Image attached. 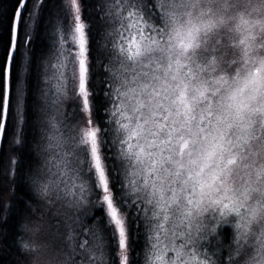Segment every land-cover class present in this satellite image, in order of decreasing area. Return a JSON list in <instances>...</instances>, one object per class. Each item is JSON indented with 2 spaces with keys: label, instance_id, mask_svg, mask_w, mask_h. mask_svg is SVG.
Here are the masks:
<instances>
[{
  "label": "snow or ice",
  "instance_id": "1",
  "mask_svg": "<svg viewBox=\"0 0 264 264\" xmlns=\"http://www.w3.org/2000/svg\"><path fill=\"white\" fill-rule=\"evenodd\" d=\"M90 8L0 0L8 264H264V0Z\"/></svg>",
  "mask_w": 264,
  "mask_h": 264
},
{
  "label": "trees",
  "instance_id": "2",
  "mask_svg": "<svg viewBox=\"0 0 264 264\" xmlns=\"http://www.w3.org/2000/svg\"><path fill=\"white\" fill-rule=\"evenodd\" d=\"M91 0H84V16L86 18V22L90 16L91 8H90ZM23 192L19 193V195L23 196ZM7 200V193H5L2 189V182H0V202ZM96 215H101V212L97 210ZM230 232V229L225 228V234L227 235ZM21 235H24L21 233ZM26 238V237H25ZM142 248V246H141ZM141 248H138L137 251L141 252ZM16 258V249L10 246V242L8 244L3 245V251H0V264H8V261L14 260ZM141 264H143V260L141 258Z\"/></svg>",
  "mask_w": 264,
  "mask_h": 264
},
{
  "label": "clouds",
  "instance_id": "3",
  "mask_svg": "<svg viewBox=\"0 0 264 264\" xmlns=\"http://www.w3.org/2000/svg\"><path fill=\"white\" fill-rule=\"evenodd\" d=\"M40 264H46V262H43V261H42V262H40Z\"/></svg>",
  "mask_w": 264,
  "mask_h": 264
}]
</instances>
